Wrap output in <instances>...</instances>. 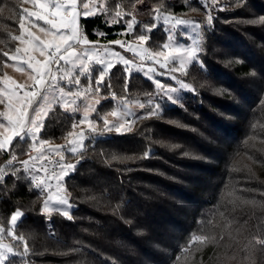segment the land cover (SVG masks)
Returning a JSON list of instances; mask_svg holds the SVG:
<instances>
[{"label": "trees", "instance_id": "1", "mask_svg": "<svg viewBox=\"0 0 264 264\" xmlns=\"http://www.w3.org/2000/svg\"><path fill=\"white\" fill-rule=\"evenodd\" d=\"M116 2L135 17L136 35H149L153 51L167 38L161 24L144 30L157 24V9L201 23L203 63L184 76L195 94L186 93L179 105L166 102L158 116L145 119L143 110L130 132L88 137L78 155H68L76 162L66 179L71 221L42 212L43 192L27 172L0 181V225L8 227L17 209L25 213L15 229L24 241L16 247L23 251L26 243L29 251L10 258L14 264H264V246L256 243L264 239V0H225L210 28L198 16L204 12L199 0ZM106 3L112 8L113 0ZM25 4L0 0V74L10 61L3 53L16 48ZM81 28L91 41L133 38L116 35L123 30L103 13L81 17ZM102 92L154 107L148 103L156 95L153 82L119 64ZM113 106L107 97L94 117L103 122ZM77 121L56 104L40 135L64 141ZM31 148L30 139H16L0 150L5 173L13 154L24 160Z\"/></svg>", "mask_w": 264, "mask_h": 264}, {"label": "snow or ice", "instance_id": "2", "mask_svg": "<svg viewBox=\"0 0 264 264\" xmlns=\"http://www.w3.org/2000/svg\"><path fill=\"white\" fill-rule=\"evenodd\" d=\"M28 2V0H24ZM215 4V0H212ZM31 8L22 7L19 13V30L20 34L15 36L14 39L19 41V44L15 48L14 54L11 56L13 61L25 59L28 67L32 69L35 76L30 77L33 83L31 85L33 91L24 92L23 96L19 95L21 89L27 87L24 84H18L16 81L8 76H0V104L4 105V110L0 111V118H3L5 123H0V129H6V131L0 132V150L6 149L16 137H22L24 135H30L33 141H37L38 134L41 133L45 117L48 115V111L51 108L53 101H49L47 92L49 88L59 89V100L55 101L59 103L65 100V97L73 95H80L81 93L66 92L64 88L60 87L57 83L58 80L66 79L71 86H78L81 78L90 76L93 71L84 57L88 60L93 59L87 52L83 54L77 52L73 46V41L85 46L91 45L93 49L100 48L99 41H89L86 35H83L78 30V20L83 15L84 17L95 16L97 13L109 12V5L101 0V3L92 4L89 3L83 5V9L79 10L77 0H30ZM246 6V5H245ZM115 10V14L112 19L111 27H119L123 31L116 33V35H129L133 36V40L115 39L109 41L108 45L104 46L105 54L110 53L111 56L117 57L119 62H122L123 67L131 72L130 67L136 64L135 60L125 58L121 52L113 51L114 46H118L122 51L138 56L141 63L136 64V69L143 72L145 77H155V88L157 93L153 99H149V105H153L150 109L145 108L144 103H139L138 107L146 111L147 115L145 119L153 116H158L161 113L162 106L168 102L173 105L176 104L174 94L177 93L176 87L169 86L163 83L162 80L167 78L171 82L178 84L179 89L190 90L195 94V90L192 85L185 83L177 74H186L189 65H202L200 55L203 49L197 46L185 47L183 44L177 46H170L164 44V48L167 51H153L149 52L144 46L143 42L150 39L149 35L140 34L136 35L134 26L136 25L135 17L128 18V14L123 12V7L120 3L113 0L111 5ZM90 9H94L90 10ZM159 12V9L156 10ZM109 14H111L109 12ZM124 17L120 20L119 18ZM161 17L157 15L156 20ZM175 25H181L188 23L184 19L171 18ZM216 19L210 12L207 15L205 27L210 28L213 24V20ZM119 20V24L117 21ZM43 21L45 27H39V22ZM165 24L170 22L168 16L163 17ZM261 22H264V17L261 18ZM38 27L39 33L34 32L32 29ZM159 27L158 24H145L144 30L151 32ZM96 33H93L95 35ZM100 37L103 39L106 33L99 32ZM5 57L9 56L8 52H4ZM39 57V58H38ZM179 60V66H171V62ZM61 62H64L63 65ZM151 62L152 66L144 68V64ZM96 63L102 67L98 70V79L96 80L97 86H101L105 74L114 68V64L111 60H105L103 58H96ZM71 65L70 68L65 65ZM55 66V67H53ZM78 66L79 74H75V70ZM206 66H203L201 70H204ZM43 101V102H41ZM264 103V101H262ZM65 109L69 108L68 103L62 105ZM31 107L32 111L29 112ZM113 117H117L118 113L113 111L111 113ZM120 119H123L121 116ZM80 125H87V129L81 127L80 131H70L68 136L72 139L69 141L70 151L72 153L77 152L75 145H83L85 141V131L97 135H104L105 133L115 132L118 134L127 133L131 131V126L128 121L120 122V120L110 121L105 118L101 127H97L96 124L88 119V112L85 111L84 118L80 120ZM77 125H73L75 129ZM43 148L47 143L46 141H37ZM49 152H55L59 156V160L54 163L59 164V173H54L49 176V169L46 167L50 161L44 156L42 150H38L36 157L29 156L25 160H17L16 155H12L11 159L7 162L6 167L12 169L8 173H5L4 168H0V181H4L9 177H16L20 172H32V169L37 168L43 175L32 174V178L35 180V187L43 192L45 197L43 201V213L62 212L63 217L71 221L73 217L70 215V210L73 209V205L69 202V194L66 189L62 187V177L70 178L73 174V168L75 167L71 163H64V156L62 154V146H51L47 148ZM145 158L149 156L148 152L144 154ZM20 165V168H16V164ZM56 183L53 184L52 181ZM56 201L60 207H54L50 204ZM254 203V202H253ZM25 213L20 210H16L11 214V219L8 227L0 225V264H14L12 256L18 255L23 258L28 253L29 249L26 243L23 245V251H19L18 247L23 241L24 236L17 235L15 227L18 220L22 218ZM4 235L11 237L15 241V246L11 243H3L2 238ZM198 239L205 240L206 237H199ZM256 243L264 246V239L257 240ZM15 249V250H14Z\"/></svg>", "mask_w": 264, "mask_h": 264}, {"label": "rangeland", "instance_id": "3", "mask_svg": "<svg viewBox=\"0 0 264 264\" xmlns=\"http://www.w3.org/2000/svg\"><path fill=\"white\" fill-rule=\"evenodd\" d=\"M199 1H200V3L202 4V6L204 8V12L198 13L199 14L198 16L205 18V20H207V15H208L209 12L214 16L215 12H218L217 10H222V9L225 8V4H224L225 0H215V4H213L212 0H199ZM89 2H90V0H83V1L77 0L78 9L82 10L83 9V5L85 3H89ZM104 2L106 3V0H104ZM91 3L93 5L97 4V3H101V0H91ZM25 7L31 8L30 0H28V2H26ZM90 10L94 11V9H90ZM109 12L111 14H109ZM109 12H105L103 14H104L105 20H107L109 24H112V19H113V16L115 14L114 8L113 9L109 8ZM97 14H101V13H97ZM157 15H160V17H161L159 20H156L157 24L163 25L164 26L163 30L167 32V38H166V41L164 42V44H169L170 46H173V47L177 46L179 44H183L185 47L197 46V47L201 48L203 35H202V26H201V23L199 21H197L194 18L192 19V18H185V17H182V16H176V15H174L172 13H169V12H158L156 14V16ZM164 16H168L170 18V22L168 24L164 23V21H163V17ZM81 17H84V16L81 15ZM81 17L78 20V30L83 35H85V33L82 31V28H81ZM89 17H93V16H89ZM131 17L132 16L128 15V18H131ZM85 18H88V17H85ZM171 18L184 19V20L188 21V23L174 26V21ZM119 19L122 20V19H124V17H121ZM117 23L119 24V20L117 21ZM45 26L46 25H44L43 21L39 22V27H45ZM32 30L34 32H37V34H40L39 30H38V27H34ZM134 31H136L135 30V26H134ZM117 39H125V40H127L124 36L119 37ZM128 40H133V38L128 39ZM89 41H91V40L89 39ZM72 43H73V46L76 48L77 52L80 53L82 57H83V54L85 52H87L89 56L93 57V59H91V60H88L87 57H84L86 62L89 64V67L93 71L91 72L90 76L82 77L81 81H80V84L78 86L69 85L68 81L66 79L57 81V83L60 85V87L64 88V90L66 92L81 93L80 95H73V96H70V97H65V100L60 101L59 103H56L55 101L59 100V97H60L59 89L49 88V90L47 92V97H48L49 101H53L49 111L56 104H58L61 107H63L62 105L64 103H68L69 104V108H67V109H65L64 107L63 108L65 110L73 113V114L78 115V121L76 123L77 127L75 129H73V131H80L81 127L87 129V125H80L79 124L80 120H82L84 118L85 111L88 112V119L90 121L94 122L97 127H101L103 122H100V120L95 118L94 114H95V112L97 110V107L101 104V102L104 99H106L107 97H111L114 100V106H113V109L111 111H109L105 115H103L104 119L107 118L110 121L120 120V122L128 121L130 123V126H132L133 120L136 117H138L139 115H141L142 113H144L143 109H140L138 107L137 102L144 103L145 107H146L147 103H145V102H143L141 100H131V99H128L126 97H119V96H116L114 94L113 95H109V96L106 95L107 96L106 97L103 94V92H102V88H103V86L105 84L106 78L108 77V75L110 74V72L112 70H110L109 72H107L105 74L104 81H103L101 86H97V84H96V80L98 79V70H99L100 67H102L101 65H98L96 63V58L97 57L103 58L106 61L107 60H111L112 63L114 64V66L117 65V64L122 65V62H119L117 57L111 56L110 53L105 54L104 46L108 45L109 42H99L101 47L97 48V49H93L91 47V45L85 46L83 44L76 43L75 41H73ZM18 44H19V41H17L16 46ZM143 46L150 53L153 52V50H151L148 47L147 41L143 42ZM112 50L121 52V54L124 55L125 58H127V59L135 60L136 64L141 63L140 58L138 56H133V54H131V53L124 52L118 46H114ZM160 51H167V49H165L164 45H163V49L160 50ZM14 52H15V50L9 54V60L10 61L6 63L5 68H4V72L2 74H0V76H8L11 79H13L14 81H16V83L26 85L27 87L21 89L20 92H19V95L23 96L24 92L35 90V89H32V87H31L33 81H32V79H30V77L35 76V73L32 71L31 68L28 67L27 63L25 62L26 58L22 59V60H18V61H13L11 59V56L14 54ZM63 63L64 62H61L62 65H63ZM170 63H171V66H173V67H178L179 66V60L178 59L175 60V62H171L170 61ZM136 64H133V65L130 66L132 68L131 72L126 70L129 75L131 73H133V72H140V73L143 74V72L138 71L136 69ZM149 66H152L151 62H148V63L144 64V68L145 69H147V67H149ZM53 67H55V66H53ZM65 67L70 68L71 65L70 64L69 65H65ZM189 67H190V65H189ZM75 74H79L78 66H77V69L75 70ZM177 75L181 79H183L185 83H188V84L192 85L191 83H189L188 81L185 80V78H184L185 74H179L178 73ZM146 78L150 79L153 82L154 87H155V82H154L155 81V77H146ZM162 82L168 84L169 86L176 87L178 89L177 93L174 94V99L176 97H180V99L176 100V104H178V105L182 103V100L186 96L185 95L186 93L192 92L190 90L179 89V85L178 84H175V83L171 82L167 78H164L162 80ZM192 88H193V85H192ZM156 93H157V90H156ZM41 102H43V101H41ZM3 110H4V105L1 104L0 105V111H3ZM31 111H32V109L30 107L29 108V112L31 113ZM49 111H48V113H49ZM113 111H116L118 113L117 117H113L111 115V113ZM121 116H123V119H120ZM0 123H5L3 118H0ZM3 131H6V129H0V132H3ZM40 134H38V136H37V141L42 140V141H46L47 142L43 146V148L37 141H33L31 139L30 135H24L22 137L14 138L13 142L4 150H10L11 147H12V144L14 143V141L16 139H21V140L30 139L31 142H32V148H31L30 152L28 153V155H27V157L25 159H28L29 156L36 157L38 155V150H42L43 153H44V156L50 161V163H48L46 165V167L49 169V172H48L49 176L53 175L54 173H59V171H60L59 164L54 163L55 161H58L60 158H59V156L56 155L55 152L47 151V148H48L49 145H51V146H57V145L62 146V154L64 156V161L63 162L64 163H71L74 166H76V162L73 161V160L68 159V155L69 154L78 155L85 148V143H86L88 137H90V138L93 137V140H95L97 138V136H99L97 134L90 133V132H88L86 130L85 131V141H84L83 145L82 146L81 145H75V147H77V152L76 153H72L70 151V146H69V141L72 139L71 137L68 136L66 140L61 141V142H57V141L45 140V139H43L41 137ZM88 134H89V136H88ZM10 159H11V157L9 158V160ZM39 163H40V161L37 162V168L32 169L31 173L27 172L28 175L30 176V178L32 179L34 185H35V180L32 178V174L35 173L37 175H43V173H40L39 170H38V164ZM0 168H3V166H0ZM74 170H75V167L73 168V172H74ZM66 179L67 178H63L62 177V187L67 190V188H66ZM52 183L55 184L56 181L53 180ZM44 199H45V197H44ZM69 202L73 205V208H74V204L71 202L70 197H69ZM51 206L60 207L59 203L56 202V201H53L50 204V207ZM18 210L23 212L21 209H18ZM72 211H73V209L70 210V215L72 214ZM46 214H48V213H46ZM20 220H21V218L18 220V223H19ZM9 222H10V220H9ZM15 229H16V227H15ZM2 242L3 243H11V244H13L11 237H9L8 235H4L3 236ZM11 256L12 255L10 254V257ZM26 264H29V263H26Z\"/></svg>", "mask_w": 264, "mask_h": 264}]
</instances>
